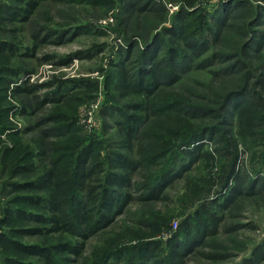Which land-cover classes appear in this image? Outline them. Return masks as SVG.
<instances>
[{"label":"rangeland","instance_id":"1","mask_svg":"<svg viewBox=\"0 0 264 264\" xmlns=\"http://www.w3.org/2000/svg\"><path fill=\"white\" fill-rule=\"evenodd\" d=\"M145 1L139 2L141 4ZM151 1L161 2L165 11L159 10L160 13L156 16L152 13L142 15L133 7L139 5L137 0H46L38 4L27 22L15 23L2 17L7 16L5 7L18 8L17 1L0 0V40L19 46L17 54H0V110L8 109L0 112V235L6 231L1 220L11 197L7 193L9 187L5 183L13 180L10 170L17 164V159H23L25 155L37 150L45 151L47 156H56V153L49 149L54 148V142L57 141L59 146H71L73 143L76 145L75 152L95 141V145H91L93 154L98 157L90 158H93L94 163L105 160L107 153L115 148L118 141L117 123L124 120L122 114L127 112L126 106L133 104L134 100L143 101L147 115L150 114L145 123L140 125L139 132L133 139L134 150H138L139 144L144 155L156 146L158 148L155 149L161 147L162 150L166 146L172 148L175 143L170 140L173 138L178 140L182 134L191 133V130L196 129V119L193 117L187 119L182 114L162 113L155 116L151 109L181 101L216 110L220 98L241 83L240 78L215 79L211 71L217 68L214 67L217 64L216 60L209 68L192 70L177 84L160 89L151 99L139 96L130 97L133 101L118 98L117 91L113 88L117 75L116 66L130 46L132 57L129 65H133L131 63L133 56L140 52L156 31L171 26L172 16L180 8L192 13V16H189V20L191 18L192 20L188 23V32L196 25L197 41L204 40L206 33L202 28L213 23L212 14L221 3L230 2V0ZM246 1L248 2L246 9L235 15L221 44L217 47L209 41L207 52L198 57V62L210 56L215 50L228 56L242 51L241 45L246 37L243 32H247L248 22L253 19L251 15L258 6L264 7V0ZM16 28L20 30L17 31ZM259 29L264 32V25H259ZM36 32L47 39L31 52L28 50L34 43L33 35ZM55 40L59 42L56 43ZM164 54L160 51L158 58ZM61 58H67L68 62H58L57 60ZM251 66L252 68L264 66V46L251 61ZM21 69L22 72L28 70L29 73H20ZM12 71H18L20 76L11 78ZM6 78L9 82L5 80ZM25 80L42 87L34 94L40 101L45 96L50 97L49 93L58 87L64 95L58 102L44 104L41 109H37V103L32 96L18 95L14 91L15 85L25 87ZM261 95L263 110H260L259 114L262 115L263 122L256 123L252 128L251 113L246 114L242 120L245 127L249 123L251 133L253 131L264 133V92ZM25 108L29 111L23 114L22 110ZM207 119L202 120V125L215 122L213 119ZM36 124L41 125L27 131V128ZM66 124H72L78 131L70 130L57 138L44 137L43 132L46 130L53 128L59 132L58 126ZM62 132H65V129ZM261 133L250 138L248 135L243 138L236 135L238 141L236 171L240 180L244 182L243 187H253L252 195L238 198L224 211L225 221L220 224L219 233L209 239L210 247L199 248L201 254L195 253L197 250L192 251L184 259L186 264H249L255 251L258 255L255 259L259 258L255 264H264V257L260 256L264 254V137ZM67 138H71L72 143L67 142L69 140ZM138 140L140 141L137 142ZM48 142H51V145ZM72 152L70 149L62 151L61 154L64 155L58 165L60 168L71 160L65 156ZM35 159H29V162ZM150 162L152 159L148 161ZM228 163V160L218 156L213 162L204 159L203 162L194 165L189 181H176L166 190L167 200L151 203H141L137 200L129 202L113 226L88 239L82 257L98 249L99 254L105 258L116 246L124 250L125 261L136 253L139 244L144 242L158 241L165 247L166 241L179 229L188 213L199 207L204 198L211 199L220 194L221 186L218 184L221 181H216L215 178L224 176ZM153 164L150 165V174L155 176L160 172L162 165ZM142 175H145V172L132 176L131 181L134 184L130 191L136 189L135 182L139 181ZM196 182L200 183L198 193L203 194V198L193 202L185 197V190L186 187H194L193 184H197ZM136 194L137 192L133 193ZM150 217L162 222L161 232L153 231L151 237L144 236L139 242L136 241L139 230L147 231L146 225L142 227L139 222L150 220ZM237 224L242 227L237 231H231ZM3 254L0 244V264H3Z\"/></svg>","mask_w":264,"mask_h":264},{"label":"trees","instance_id":"2","mask_svg":"<svg viewBox=\"0 0 264 264\" xmlns=\"http://www.w3.org/2000/svg\"><path fill=\"white\" fill-rule=\"evenodd\" d=\"M16 1L18 8L5 7L7 16L2 19L15 23L27 22L38 4L46 0ZM247 5L246 0L221 3L212 14L213 23L202 28L206 36L200 41H197L196 25L188 32V23L192 20V18L189 20V16H192V13L180 8L172 16L171 26L156 31L140 52L133 56L131 62L133 65H129L132 46L125 51L117 64L113 88L117 91L118 98L123 100L138 96L151 99L160 89L177 84L192 70L209 68L216 60L217 64L214 67L217 68L211 71L215 79L240 78L241 83L220 98L216 110L181 101L151 109L155 116L162 113L182 114L187 119L192 117L196 119V129L191 130V133L182 134L178 140L176 138L170 140L175 143L172 148L166 146L162 150L161 147L155 149L158 148L156 146L144 155L141 151L142 146L138 143V150H134L133 139L139 132L140 125L144 124L150 115H147L143 101L134 100L133 104L126 106L127 112L122 114L124 120L117 123L118 141L115 148L107 153L105 160H96L97 163H94L93 158H90L96 155L92 149L95 141L90 142L92 145L87 144L75 152L76 145H73L71 138H67L69 139L67 142L72 143L71 146H59L58 141L54 142L55 147L52 149L50 147L49 150L56 153V156H47L45 151L37 150L25 155L23 159L16 160L18 165L15 164L10 170L13 180L5 183L9 187L7 193L11 197L1 220L6 228L0 235V244L4 251L3 264H186L184 259L192 251L197 250L195 253L201 254L199 248L210 247L209 239L219 233L220 224L225 221L224 211L238 198L250 196L253 191V187H243L244 182L240 180L236 171L238 159L236 135H240L241 138L248 135L250 138L261 133L258 131L251 133L250 130L256 123L263 122L259 111L263 110L261 94L264 92V66L252 68L251 61L264 46V32L259 29V25H264V7L258 6L251 15L253 19L248 22L247 32H243L246 37L240 53L228 56L215 50L199 62L198 57L207 52L209 41L213 46L218 47L221 44L235 15L246 9ZM133 7L142 15L152 13L156 16L159 15V10L165 11L161 2L151 0L141 4L139 2L138 6ZM163 20L166 22L165 18ZM16 30L19 31L20 28ZM46 39L36 32L33 35L34 43L28 51H35ZM55 42L58 43L59 40ZM18 48L19 46L0 40V54H17ZM160 51L165 54L158 58ZM57 61L68 62L67 58ZM22 70L20 73H29L28 70L23 72ZM20 73L12 71L10 77ZM5 80L9 82L7 78ZM25 81V87L15 85L14 91L18 95L32 96L37 103V109H41L44 104L58 102L64 95L58 87L49 93L50 97L45 96L40 101L34 94L42 87ZM130 100L133 101L132 98ZM7 110L2 108L0 112ZM28 111L25 108L22 113L26 114ZM248 113L253 115L250 117L251 129L249 123L246 126L249 128H246L242 121ZM204 118L213 119L215 122L202 125ZM40 125L30 126L27 131ZM58 129L59 132L53 128L46 130L43 132L44 137L57 138L70 130L78 131L72 124L58 126ZM64 129L65 132H62ZM261 134L264 137V133ZM48 144L51 145V142ZM65 149L73 151L65 156L71 160L60 168L58 165L64 155L61 153ZM217 156L229 161L224 176L215 178L216 181H221L218 184L221 186L220 194L211 199L204 198L199 207L188 213L179 229L166 241L165 247L158 241L138 243L137 252L125 261L124 250L116 246L105 258L99 254L98 249L82 257L88 239L113 226L129 202L137 200L141 203H151L167 200L166 190L176 181H189L195 164L203 162L204 159L213 162ZM38 157L40 158L35 159ZM29 159L35 160L29 162ZM150 159L152 162L148 163ZM151 163L162 165L160 172L155 176L150 174ZM144 172L145 175L135 182L136 189L130 191L134 184L131 181L132 176ZM15 178L18 180H14ZM196 183L193 184L194 187H186L185 190V197L193 202L203 198V194L198 193L200 183ZM134 192L137 194L133 195ZM139 223L142 227L146 225L147 231L140 228L142 230L138 231V237L135 239L138 242L144 236L151 237L153 231L161 232L162 222L155 218L150 217V220ZM241 227L237 224L231 231H237ZM260 256L264 257V254ZM256 257L258 255L255 251L249 264H255L259 259H255Z\"/></svg>","mask_w":264,"mask_h":264}]
</instances>
